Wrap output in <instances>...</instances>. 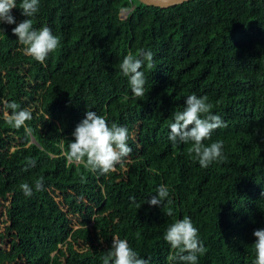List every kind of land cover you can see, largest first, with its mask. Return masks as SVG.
I'll return each instance as SVG.
<instances>
[{"label": "trees", "instance_id": "trees-1", "mask_svg": "<svg viewBox=\"0 0 264 264\" xmlns=\"http://www.w3.org/2000/svg\"><path fill=\"white\" fill-rule=\"evenodd\" d=\"M12 15L26 19L18 7ZM32 19L60 46L41 64L23 54L15 24L0 25V264H102L114 236L170 264L163 234L185 216L207 250L198 264H252L253 232L264 228V0H40ZM141 50L154 66L133 97L119 64ZM192 94L227 124L204 141H223L226 157L208 168L168 139ZM11 102L32 113L26 128L6 122ZM87 110L128 129L132 152L107 175L65 157ZM39 178L43 191L26 197L20 184ZM161 184L162 206L145 203Z\"/></svg>", "mask_w": 264, "mask_h": 264}, {"label": "clouds", "instance_id": "clouds-1", "mask_svg": "<svg viewBox=\"0 0 264 264\" xmlns=\"http://www.w3.org/2000/svg\"><path fill=\"white\" fill-rule=\"evenodd\" d=\"M40 0H0V25L15 24L12 33L17 37L24 55L44 64L49 54L60 46V38L53 34L51 28L33 27V17L39 11ZM19 8L21 15L26 19L17 23L12 15V9ZM4 29L0 27V32ZM154 66V54L152 51L141 50L138 55L128 54L119 64L123 76L128 80V85L133 97L145 95L146 77L141 69ZM10 112H5L6 122L16 128H26V122L32 119V113L27 109H21L16 102L6 105ZM212 104L208 97L189 95L184 101L182 110L172 113L173 122L169 124L168 139L173 145L190 144L189 152L194 154L201 168H208L214 162L225 160L223 141L217 140L205 144V140H211L212 133L227 127L226 122L212 113ZM30 131V129H28ZM72 136L74 141L67 145L65 157L68 162L82 164L89 171L107 175L115 171L118 164L129 157L132 148L128 145V129L116 123L108 124L105 117L97 112L87 110L85 118L75 127ZM35 160L29 159V167L35 166ZM83 181V177H81ZM20 189L26 197H31L33 191H43V178L35 181L34 188L28 183H21ZM264 195V193H262ZM169 190L161 184L155 195L145 201L150 206H162L168 198ZM135 202V198H132ZM138 209L141 205H137ZM166 215L171 216L169 210ZM255 237L251 245L254 251L252 264H264V228L253 232ZM163 239L170 245L173 254L168 257L170 264H198L199 257L206 253V248L199 236V229L194 226L190 217L177 219L166 228ZM102 264H150V258H141L127 240L114 236L110 249L101 257Z\"/></svg>", "mask_w": 264, "mask_h": 264}, {"label": "rangeland", "instance_id": "rangeland-1", "mask_svg": "<svg viewBox=\"0 0 264 264\" xmlns=\"http://www.w3.org/2000/svg\"><path fill=\"white\" fill-rule=\"evenodd\" d=\"M123 15V14H122ZM22 171V170H21ZM20 172V171H19ZM18 172V173H19ZM11 200L13 203H14V209L12 210L13 213H19V212H23L24 209H25V204L23 203V201L18 197H15V196H9L6 203H8V201ZM1 207H0V211H1ZM5 212V210H2V212ZM2 222H1V217H0V228L2 227ZM24 227V226H21V228ZM6 238V237H5Z\"/></svg>", "mask_w": 264, "mask_h": 264}, {"label": "water", "instance_id": "water-1", "mask_svg": "<svg viewBox=\"0 0 264 264\" xmlns=\"http://www.w3.org/2000/svg\"><path fill=\"white\" fill-rule=\"evenodd\" d=\"M138 1L147 5L166 7L186 0H138Z\"/></svg>", "mask_w": 264, "mask_h": 264}]
</instances>
